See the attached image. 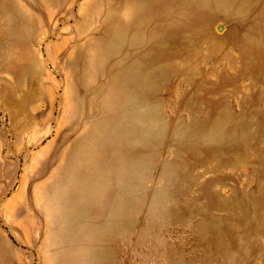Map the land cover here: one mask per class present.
Wrapping results in <instances>:
<instances>
[{
	"label": "rangeland",
	"instance_id": "obj_1",
	"mask_svg": "<svg viewBox=\"0 0 264 264\" xmlns=\"http://www.w3.org/2000/svg\"><path fill=\"white\" fill-rule=\"evenodd\" d=\"M0 264H264V0H0Z\"/></svg>",
	"mask_w": 264,
	"mask_h": 264
},
{
	"label": "bare ground",
	"instance_id": "obj_2",
	"mask_svg": "<svg viewBox=\"0 0 264 264\" xmlns=\"http://www.w3.org/2000/svg\"><path fill=\"white\" fill-rule=\"evenodd\" d=\"M91 60H93V57L91 58ZM91 60L88 61V66H87L88 68L92 66V63H91L92 61H91ZM48 206H49V208H47V210H48V209L50 210V205L48 204ZM48 212H49V211H48Z\"/></svg>",
	"mask_w": 264,
	"mask_h": 264
}]
</instances>
